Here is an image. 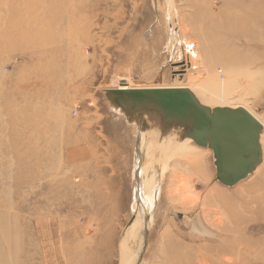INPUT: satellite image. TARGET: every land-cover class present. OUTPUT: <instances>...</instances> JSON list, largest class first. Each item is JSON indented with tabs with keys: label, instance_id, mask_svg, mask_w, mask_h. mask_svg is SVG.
<instances>
[{
	"label": "rangeland",
	"instance_id": "1",
	"mask_svg": "<svg viewBox=\"0 0 264 264\" xmlns=\"http://www.w3.org/2000/svg\"><path fill=\"white\" fill-rule=\"evenodd\" d=\"M263 52L264 0H0V264H264ZM155 87L247 110L259 161L223 183Z\"/></svg>",
	"mask_w": 264,
	"mask_h": 264
},
{
	"label": "water",
	"instance_id": "2",
	"mask_svg": "<svg viewBox=\"0 0 264 264\" xmlns=\"http://www.w3.org/2000/svg\"><path fill=\"white\" fill-rule=\"evenodd\" d=\"M156 96L163 108L179 113L194 101L192 93L183 88H162L156 91ZM208 118L211 125L207 145L214 150L217 173L223 183L233 184L245 177L260 159V126L241 108H217L208 113Z\"/></svg>",
	"mask_w": 264,
	"mask_h": 264
},
{
	"label": "bare ground",
	"instance_id": "3",
	"mask_svg": "<svg viewBox=\"0 0 264 264\" xmlns=\"http://www.w3.org/2000/svg\"><path fill=\"white\" fill-rule=\"evenodd\" d=\"M183 21V20H182ZM186 31V28H185ZM184 33V31H183ZM261 33V32H260ZM264 53V52H263ZM120 90H127V91H134L136 90V88H131L128 87V85H121L119 86ZM162 88H167V89H173V88H183V89H187V87H158V88H152L154 89V94L156 95V91L162 89ZM137 90H141V89H137ZM144 90V89H142ZM189 91V89H187ZM148 94V93H147ZM145 95V94H144ZM143 97V96H142ZM194 97V101L193 103H189L188 105L185 106V109L183 111V115H181V113L177 112L178 115H175V122L174 124V128L176 127L177 130V134H182L183 136H187L191 139L194 140V142H196L197 144L200 145H204L205 143H207V138H208V134H209V130H210V125H211V120L208 118V113L212 114V111L214 109H221V108H230V107H215V108H208L207 106L202 105L200 102H198V100L196 99L195 96ZM157 97L154 95H150L146 98L147 102L149 105H152L154 107V105L156 106L157 104L155 103ZM158 102H160V100H157ZM142 102V101H141ZM161 103V102H160ZM152 107V108H153ZM137 108V107H136ZM141 108V107H140ZM241 108V107H239ZM139 109V108H137ZM166 109V108H165ZM230 109H237V108H230ZM244 109V108H241ZM245 110V109H244ZM138 111V110H137ZM144 111V110H143ZM151 112V110H149ZM160 111V110H159ZM247 111V110H245ZM141 112V111H140ZM154 112V111H153ZM161 112V111H160ZM159 112V113H160ZM248 112V111H247ZM157 113V112H156ZM173 113V112H172ZM249 113V112H248ZM137 114V113H136ZM153 114V113H152ZM162 114V113H160ZM250 114V113H249ZM147 115V114H146ZM251 115V114H250ZM151 116V114H150ZM149 116V117H150ZM252 116V115H251ZM253 117V116H252ZM254 118V117H253ZM255 119V118H254ZM256 120V119H255ZM170 121V120H169ZM257 121V120H256ZM258 122V121H257ZM167 123V121H166ZM171 123V122H170ZM171 123V124H172ZM259 126L260 123L258 122ZM149 145V144H148ZM169 147V146H168ZM157 152V151H156ZM161 153V151H160ZM157 159V158H156ZM156 166V165H155ZM158 166V165H157ZM254 166V165H253ZM252 166V167H253ZM251 167V168H252ZM142 193L145 194L144 189H142Z\"/></svg>",
	"mask_w": 264,
	"mask_h": 264
},
{
	"label": "crops",
	"instance_id": "4",
	"mask_svg": "<svg viewBox=\"0 0 264 264\" xmlns=\"http://www.w3.org/2000/svg\"><path fill=\"white\" fill-rule=\"evenodd\" d=\"M90 155L91 152L87 146H78L67 152L66 160L74 164L87 163L91 159Z\"/></svg>",
	"mask_w": 264,
	"mask_h": 264
}]
</instances>
